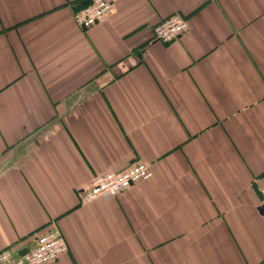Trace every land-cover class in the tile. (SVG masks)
Segmentation results:
<instances>
[{
    "label": "crops",
    "instance_id": "1",
    "mask_svg": "<svg viewBox=\"0 0 264 264\" xmlns=\"http://www.w3.org/2000/svg\"><path fill=\"white\" fill-rule=\"evenodd\" d=\"M87 1L0 0V252L57 225L45 264L263 263L264 0H120L84 29ZM175 13L188 30L153 39Z\"/></svg>",
    "mask_w": 264,
    "mask_h": 264
},
{
    "label": "built area",
    "instance_id": "2",
    "mask_svg": "<svg viewBox=\"0 0 264 264\" xmlns=\"http://www.w3.org/2000/svg\"><path fill=\"white\" fill-rule=\"evenodd\" d=\"M120 0H88L73 12V20L82 28H88L108 17L116 10ZM189 21L185 16L175 13L154 25L153 39L163 42L172 41L185 33ZM152 165L139 161L123 171H106L95 176L94 181L83 190L82 201L88 203L97 198H110L125 191L132 184L147 180L153 175ZM262 205L264 209V188L262 189ZM264 211V210H263ZM57 225L38 234L35 243L28 251L20 255L12 248L0 252V263L6 264H45L56 260L68 250L67 241ZM261 264H264L261 263Z\"/></svg>",
    "mask_w": 264,
    "mask_h": 264
},
{
    "label": "water",
    "instance_id": "3",
    "mask_svg": "<svg viewBox=\"0 0 264 264\" xmlns=\"http://www.w3.org/2000/svg\"><path fill=\"white\" fill-rule=\"evenodd\" d=\"M27 252V250H24V251H22L20 254H24V253H26Z\"/></svg>",
    "mask_w": 264,
    "mask_h": 264
}]
</instances>
